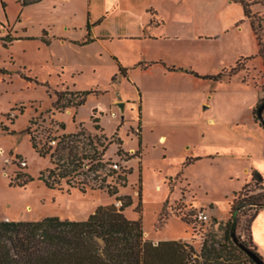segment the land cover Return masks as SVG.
I'll use <instances>...</instances> for the list:
<instances>
[{"label":"rangeland","instance_id":"rangeland-1","mask_svg":"<svg viewBox=\"0 0 264 264\" xmlns=\"http://www.w3.org/2000/svg\"><path fill=\"white\" fill-rule=\"evenodd\" d=\"M22 1L0 0V220L82 221L98 206L120 208L123 200L117 198L129 196L132 204L123 214L141 219L144 239L182 240L199 252L211 233L223 246L222 264H251L231 248L227 223L234 195L249 183V190L259 189L251 174L241 186L229 179L243 177L247 165L228 153L239 149L260 160L263 151L219 132L236 121L250 124L254 95L239 76L213 82L189 74L216 75L236 56L252 53L254 64L241 59L239 66L244 82L252 81L263 93L264 66L254 37L246 39L235 28L221 39L212 36L223 24L243 20L240 4L44 0L24 6ZM251 1L264 6V0ZM19 14L31 18L25 26L29 37L12 43L14 35L3 27L24 32L16 23ZM258 14L264 24V15ZM260 34L264 44V26ZM78 92H89L84 103L64 107L80 100ZM58 93L63 98L57 109ZM204 128L211 137L202 136ZM214 148L224 155L183 165ZM52 169L50 189L38 177H48ZM18 174L33 181L17 187L26 179L15 180ZM109 189L116 194L109 196ZM199 213L207 221H200ZM252 224L249 213L240 216L236 236L264 261Z\"/></svg>","mask_w":264,"mask_h":264},{"label":"trees","instance_id":"trees-1","mask_svg":"<svg viewBox=\"0 0 264 264\" xmlns=\"http://www.w3.org/2000/svg\"><path fill=\"white\" fill-rule=\"evenodd\" d=\"M41 1L23 0L22 4L26 6ZM235 2L240 4L243 17L250 25L258 48L257 56L262 59L264 66V44L260 34L264 24L259 14L252 12L251 9L256 2L251 0H235ZM87 29L89 30L88 25ZM241 59L250 61L253 57L239 58L233 66L216 75L199 76L192 71H189V74L213 82H218L222 78L230 79L242 71L239 66ZM169 71H174V68H170ZM119 72L125 75L124 69L119 68ZM88 94L89 92H78L80 100L68 103L64 107H80ZM62 98L58 93L54 103L55 108H59ZM263 101L264 97L256 105L254 115ZM261 118L264 124V109ZM260 126L263 128L261 123ZM30 141L32 148L37 151L33 139ZM193 161L195 160L188 159L183 165L188 166ZM47 172L48 177L40 173L38 180L53 189L54 181L51 183L50 177L55 169ZM20 175L26 176V174H18L15 180ZM32 181L31 177L26 176V179L16 186L22 188ZM138 181L140 182V179ZM251 182L259 192L249 190V183L234 195L230 208L231 218L227 223L230 227L234 219L238 224L240 216L249 213V222H252L258 212L264 210V184L258 172L251 173ZM107 193L113 196L116 191L109 189ZM140 194L141 188L138 196ZM117 200H123L120 208H116L113 204L98 206L82 221L61 220L57 217H46L40 221L0 220V264H222L220 259L223 246L217 244L214 234L210 233L203 239L199 252L182 240L158 242L146 240L143 238L141 219L131 220L123 214L124 209L132 204L130 197L117 198ZM182 220L188 223L186 218ZM238 240L240 241L239 238ZM228 241H231V248L240 250L232 242L231 237ZM241 243L261 259L254 246L243 241ZM249 262L254 264L251 260Z\"/></svg>","mask_w":264,"mask_h":264},{"label":"crops","instance_id":"crops-1","mask_svg":"<svg viewBox=\"0 0 264 264\" xmlns=\"http://www.w3.org/2000/svg\"><path fill=\"white\" fill-rule=\"evenodd\" d=\"M44 1V0H42ZM41 1V2H42ZM39 2V3H41ZM39 3L36 4H32V5H37ZM30 6V5H29ZM252 9L254 10L255 13H261L264 15V6H253ZM243 14V13H242ZM31 18L29 16H22L21 14H19L16 17V23L21 27H23L24 32L21 33H17V32H13L12 29L10 30V27L8 26V28H4L3 27V31H6L8 29L10 35H14V37L12 36L11 41L12 43L17 40L18 38H23L26 39L29 36H27L26 34V24L27 22H30ZM235 28L236 31L235 32H242L243 34H245V38L246 39H250L249 35L251 37H254L250 28V25L247 21V19H245L243 17V20L241 21H237V19L223 24L221 26V29L218 30L217 32H214L212 34V36L215 39H221V37H224V34L228 33L230 29ZM8 33V32H7ZM8 33V34H9ZM42 34H45L46 36V30L42 29L41 31ZM48 34V33H47ZM16 36V37H15ZM50 43V42H49ZM50 45V44H49ZM249 57H253L252 60H250L253 64V60L256 58V55H253L252 53H247V54H240L238 56L235 57L234 62L232 64V66L235 64V62L239 59V58H249ZM231 67V66H230ZM229 67V68H230ZM256 71L259 72H263V70L261 69H257L255 67ZM239 76V78L242 79V84H244L245 89H250L253 92L254 97L251 100L250 106H249V110L252 116V121L250 122V124H248L246 126V124H244L243 122L240 121H236L233 122L232 126L230 129H227V131H220L219 133L222 134L223 136H227L229 133L240 137L242 139H244L245 141H247L248 143L252 145H256L261 147V151H263V155L261 157L260 160H257L255 158L252 157V154H250L249 152H243L242 150L239 149H234L233 151H230L231 156L236 157L237 159H241L242 161H244L245 159V163L247 165V167L244 169L243 171V177L241 178H234V177H230V180H235L239 183V186H241V183L253 172L256 171L260 174L262 181L264 183V173H263V169H264V130L263 128L259 125L255 123V120L253 119V111L256 107V105L258 104L259 100L261 98H263V93L260 92V90L255 86L254 83H252V81L250 82H244L243 80V74L241 72H239L238 74H236L233 77H237ZM232 77V78H233ZM226 80H231L230 79H226ZM220 82V81H218ZM215 122L214 119L209 120V124H213ZM202 131L203 132V137L204 138H209L212 136V131L204 128ZM217 134V133H216ZM160 137H164V136H160ZM165 138V137H164ZM164 138H161V142L164 141ZM188 149V148H187ZM223 152L219 149V148H214L213 151L211 153H209L207 156L204 157H189L186 159V161L188 159H194L195 161H193L192 164L196 163L197 161L206 158L208 160L214 161L217 157L223 156ZM247 159H250L247 160ZM191 165V164H190ZM189 166V165H188ZM263 175V176H262ZM194 207V206H193ZM263 210L259 211L258 214L256 215V217L253 219V224H252V234H253V239L255 241L256 247L258 249L259 254L264 257V222L260 221V216H261V212ZM4 220H8L7 218ZM10 221V220H8ZM167 240V239H166ZM162 241V240H161ZM158 242V241H157Z\"/></svg>","mask_w":264,"mask_h":264},{"label":"water","instance_id":"water-1","mask_svg":"<svg viewBox=\"0 0 264 264\" xmlns=\"http://www.w3.org/2000/svg\"><path fill=\"white\" fill-rule=\"evenodd\" d=\"M119 107L122 108L123 104H119ZM264 109V101L261 103V105L258 107L257 109V113H256V118L258 119V122L262 124L263 128H264V124L261 118V112ZM264 130V129H263ZM236 227H237V222L234 219L232 221V225L230 227V237L232 242L240 249L242 250L246 256H248V258L254 263V264H264V261L259 259V257L253 253L252 250H250L249 248L245 247L237 238L236 236Z\"/></svg>","mask_w":264,"mask_h":264},{"label":"built area","instance_id":"built-area-1","mask_svg":"<svg viewBox=\"0 0 264 264\" xmlns=\"http://www.w3.org/2000/svg\"><path fill=\"white\" fill-rule=\"evenodd\" d=\"M23 167H26V164L23 162L22 164H21ZM114 169H116V170H118V165L117 164H114V166H112ZM198 219L200 220V221H203V222H205V221H207V216L204 214V213H199L198 214Z\"/></svg>","mask_w":264,"mask_h":264}]
</instances>
